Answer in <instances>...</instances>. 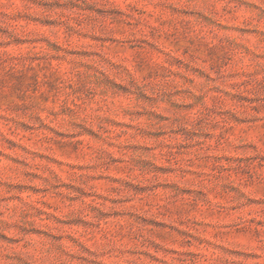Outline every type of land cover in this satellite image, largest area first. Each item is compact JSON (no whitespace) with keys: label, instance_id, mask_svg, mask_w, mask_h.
<instances>
[{"label":"rangeland","instance_id":"obj_1","mask_svg":"<svg viewBox=\"0 0 264 264\" xmlns=\"http://www.w3.org/2000/svg\"><path fill=\"white\" fill-rule=\"evenodd\" d=\"M0 264H264V0H0Z\"/></svg>","mask_w":264,"mask_h":264}]
</instances>
